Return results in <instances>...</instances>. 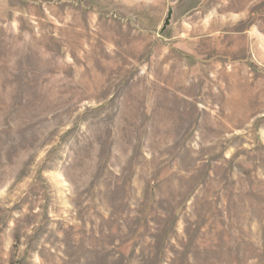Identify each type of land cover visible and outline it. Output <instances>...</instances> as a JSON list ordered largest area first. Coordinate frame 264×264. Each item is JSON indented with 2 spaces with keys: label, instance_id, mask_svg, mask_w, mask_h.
Here are the masks:
<instances>
[{
  "label": "rangeland",
  "instance_id": "1",
  "mask_svg": "<svg viewBox=\"0 0 264 264\" xmlns=\"http://www.w3.org/2000/svg\"><path fill=\"white\" fill-rule=\"evenodd\" d=\"M0 264H264V0H0Z\"/></svg>",
  "mask_w": 264,
  "mask_h": 264
}]
</instances>
